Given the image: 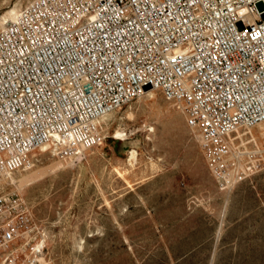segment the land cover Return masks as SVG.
<instances>
[{
  "label": "built area",
  "instance_id": "built-area-1",
  "mask_svg": "<svg viewBox=\"0 0 264 264\" xmlns=\"http://www.w3.org/2000/svg\"><path fill=\"white\" fill-rule=\"evenodd\" d=\"M258 4L264 0L28 2L0 29V184L31 166L29 154L45 144L60 159L102 144V118L148 91L176 105L198 132L220 187L243 181V161L255 155L231 158L227 138L264 123ZM34 227L22 199L0 193V249ZM30 249L39 255L44 244Z\"/></svg>",
  "mask_w": 264,
  "mask_h": 264
},
{
  "label": "rangeland",
  "instance_id": "rangeland-1",
  "mask_svg": "<svg viewBox=\"0 0 264 264\" xmlns=\"http://www.w3.org/2000/svg\"><path fill=\"white\" fill-rule=\"evenodd\" d=\"M30 1L0 0V18ZM99 130L102 144L79 156L33 152L31 166L3 178L0 193L20 197L35 227L27 246L28 237L0 249V264H264V123L228 136L231 158L255 159L225 189L198 132L158 91L102 118Z\"/></svg>",
  "mask_w": 264,
  "mask_h": 264
},
{
  "label": "bare ground",
  "instance_id": "bare-ground-1",
  "mask_svg": "<svg viewBox=\"0 0 264 264\" xmlns=\"http://www.w3.org/2000/svg\"><path fill=\"white\" fill-rule=\"evenodd\" d=\"M18 13L19 12L15 8H13L12 10H10L5 16H3V17L0 18V27L3 28V27H5L6 23H8L9 21H14L15 18H16V16L18 15ZM152 92L153 91H148L146 93V96L152 95ZM106 116H104V117H106ZM115 135L118 138L119 137H123V132L122 131H116ZM47 150H51L52 151V144H50V143L49 144H45V145L41 146L40 148L34 149L29 154L28 157H29V159H31L30 156H32L33 152H37L38 151V152H41L42 153V152H46ZM83 150L84 149H82V148H78L79 153H81ZM135 158H136V154H135V152H132L131 153V160H134ZM30 164H31V162H30ZM7 177L12 178L11 175L10 176H7ZM226 179H227V182L229 183L230 182V179H231V175H229Z\"/></svg>",
  "mask_w": 264,
  "mask_h": 264
}]
</instances>
